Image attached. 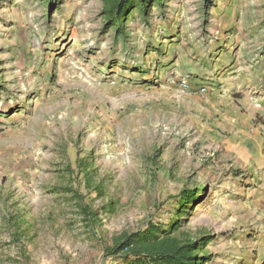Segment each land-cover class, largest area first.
Listing matches in <instances>:
<instances>
[{
	"label": "rangeland",
	"instance_id": "rangeland-1",
	"mask_svg": "<svg viewBox=\"0 0 264 264\" xmlns=\"http://www.w3.org/2000/svg\"><path fill=\"white\" fill-rule=\"evenodd\" d=\"M103 9L0 0V264H135L109 248L150 222L206 238L203 264H264L235 159L176 110L227 91L187 65L236 45L264 70V0H157L123 26Z\"/></svg>",
	"mask_w": 264,
	"mask_h": 264
},
{
	"label": "crops",
	"instance_id": "crops-1",
	"mask_svg": "<svg viewBox=\"0 0 264 264\" xmlns=\"http://www.w3.org/2000/svg\"><path fill=\"white\" fill-rule=\"evenodd\" d=\"M235 46L229 49L230 58L220 63L214 60L200 71L194 66L185 67L198 82L209 79L212 84H224L227 91L188 92L178 99L176 110L201 133V139L205 135L223 155L235 159L233 166L240 170L236 171L240 172L236 179L243 187L240 192L249 202L246 210L264 218V85L258 84L255 75L264 70L260 60L250 61L240 47L234 51ZM216 55H222L221 49ZM262 80L259 76L260 83Z\"/></svg>",
	"mask_w": 264,
	"mask_h": 264
},
{
	"label": "trees",
	"instance_id": "trees-1",
	"mask_svg": "<svg viewBox=\"0 0 264 264\" xmlns=\"http://www.w3.org/2000/svg\"><path fill=\"white\" fill-rule=\"evenodd\" d=\"M157 0H104V14L114 25H124L127 16L140 5L147 10L150 2ZM162 2H160V5ZM159 5V6H160ZM162 7V6H160ZM203 187H200L202 189ZM199 191L184 190L180 204L197 197ZM171 224L163 229L161 224L150 222L147 228L125 233L109 248L112 254L133 255L135 264H203L208 258L201 254L205 239H181L174 234ZM205 240V241H204Z\"/></svg>",
	"mask_w": 264,
	"mask_h": 264
}]
</instances>
